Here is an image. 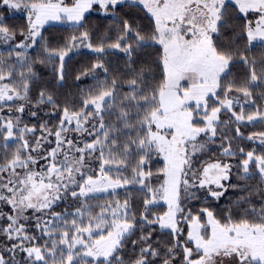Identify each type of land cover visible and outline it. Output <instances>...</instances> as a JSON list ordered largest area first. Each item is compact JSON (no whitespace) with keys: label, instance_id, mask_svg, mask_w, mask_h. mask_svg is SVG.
Returning <instances> with one entry per match:
<instances>
[{"label":"snow or ice","instance_id":"snow-or-ice-1","mask_svg":"<svg viewBox=\"0 0 264 264\" xmlns=\"http://www.w3.org/2000/svg\"><path fill=\"white\" fill-rule=\"evenodd\" d=\"M0 9L27 14L16 28L0 12V264H264V0H0ZM94 9L119 15L114 40L96 43L85 28ZM49 22L73 29L55 48ZM146 48L158 59H144ZM80 49L94 59L74 77L78 98L61 106L37 88L36 65L62 87ZM109 55L125 67L112 71ZM48 107L55 126L25 122ZM229 189L236 199L218 216L208 201Z\"/></svg>","mask_w":264,"mask_h":264},{"label":"trees","instance_id":"trees-1","mask_svg":"<svg viewBox=\"0 0 264 264\" xmlns=\"http://www.w3.org/2000/svg\"><path fill=\"white\" fill-rule=\"evenodd\" d=\"M128 7L125 6L121 9L122 12L127 11ZM0 12H2L4 15L8 17L7 23L11 26H15L16 28H19L21 25L26 23V15L24 13H13L9 12L7 9H0ZM88 15V19L85 22V28H87L90 31L95 32V36L93 39L96 41V43L100 42V38H102L105 34H108L112 37V39H115V30H114V20L119 18V15L117 17H112L111 15L105 16L100 13L97 9L92 10ZM141 15H143L141 13ZM142 23L146 28L150 26V21L147 19H143L142 21H139ZM112 28L113 30L109 32V29ZM84 29H80V31H83ZM73 29L69 27L67 24H48L45 25L44 30V36L49 39L50 44L53 48H55L59 41H61L64 37L69 36L72 33ZM7 45H0V51L4 53V55H7ZM39 49L36 50H29L28 54L31 57H35ZM144 51L147 53V55L144 57V59L147 60H156L158 59V53L155 48H146ZM254 51H257V49H254ZM93 57H91L89 54H87V50L80 49L75 53L71 54V59L67 60L66 64V72L67 77L63 83L62 87H58L56 85V82L52 79V74L49 68L44 67L43 65L37 64L36 70L41 74L42 80L36 82V86L38 89H42L47 87L48 93L54 94L55 97L60 101L61 106L67 102L69 105L71 102L75 99H77V94L79 89L75 86L74 77L78 74V70L81 68L84 64H91L93 62ZM106 60L109 61L110 67L112 68V71L116 72L117 69H123L125 67L124 61L118 60L117 56L115 55H109L105 57ZM157 77L159 78L158 71L156 72ZM111 78V77H110ZM87 85H82V87H86ZM35 94V93H34ZM52 111L51 107L44 108L40 114L39 118L36 120H29L28 116H25V122L31 124H36L37 127H39V120H46L49 122L50 126H55L58 123V117L53 116H47L46 113H50ZM107 119V116L105 117ZM260 125H257L256 128H260ZM39 134V133H38ZM212 148V151L207 152L202 156V159L207 161L210 158H215L216 153L219 151L218 144L210 146ZM163 166V163L161 160H157L154 157V162L152 164V168L154 171L160 169ZM236 177L233 176V181L235 182ZM253 182V181H249ZM121 200H123L124 193L121 191L120 193ZM236 199V197L233 195V192L231 189L228 190L225 196H223L219 201L209 200L208 203L211 205V208L214 212H216L219 215H227V211L229 208L232 207V202ZM103 202V201H101ZM201 203L195 204V208L198 210L199 207H201ZM62 209H57V211H61ZM98 210V209H97ZM161 209L157 208L156 211H160ZM134 238V237H133ZM168 239V236L166 232L157 229V233L154 237V241H160L163 243Z\"/></svg>","mask_w":264,"mask_h":264},{"label":"rangeland","instance_id":"rangeland-1","mask_svg":"<svg viewBox=\"0 0 264 264\" xmlns=\"http://www.w3.org/2000/svg\"><path fill=\"white\" fill-rule=\"evenodd\" d=\"M98 10V9H97ZM99 11V10H98ZM13 13H23V12H16V11H12ZM25 15H27L26 13H24ZM48 24H60V23H57V22H49ZM47 24V25H48ZM162 162V160H161ZM163 163V162H162Z\"/></svg>","mask_w":264,"mask_h":264}]
</instances>
